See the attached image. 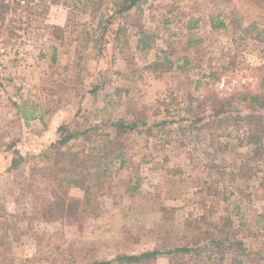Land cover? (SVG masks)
Returning a JSON list of instances; mask_svg holds the SVG:
<instances>
[{
    "label": "rangeland",
    "instance_id": "rangeland-1",
    "mask_svg": "<svg viewBox=\"0 0 264 264\" xmlns=\"http://www.w3.org/2000/svg\"><path fill=\"white\" fill-rule=\"evenodd\" d=\"M126 1L0 0V264H122L180 246L198 251L143 264H264V151L246 121L198 120L214 96L246 118L240 97L264 94V0H138L119 14ZM61 126L87 135L54 149L56 180L40 156ZM13 151L25 160L9 172ZM74 153L107 169L88 191L61 180ZM207 223L247 255L214 247Z\"/></svg>",
    "mask_w": 264,
    "mask_h": 264
},
{
    "label": "trees",
    "instance_id": "trees-1",
    "mask_svg": "<svg viewBox=\"0 0 264 264\" xmlns=\"http://www.w3.org/2000/svg\"><path fill=\"white\" fill-rule=\"evenodd\" d=\"M138 0H127L126 4L124 7L119 9V14H123L125 12H128L129 10H132L133 8H137L138 5ZM138 10H141V8L138 7ZM235 14V18L231 16V20L233 22V25L236 26L237 22L235 19L236 17V12H233ZM226 27V21L219 20V23H212L211 28L212 29H220V28H225ZM145 39H139L138 41V48L144 50L150 48L148 45L145 43ZM165 63L169 64L170 61L165 60ZM188 62L186 61V64ZM1 79V78H0ZM92 92V91H91ZM213 101L210 106V113L207 117L204 118L201 117V119L198 120H204V126L203 128H206L209 131H215L220 127L228 125L231 120L233 121H246L248 124V127L245 131L248 134L249 140L251 139V144L254 145L255 148H258L262 151H264V135L262 133V129L264 128L263 126V121H264V94H256V93H249L245 95V97H240V100L242 101H249L251 104V113L248 117L243 118V115L232 109V99L228 98H219L217 96L212 97ZM206 104V100H198V106L202 108ZM228 108V109H227ZM204 118V119H203ZM206 118L208 120L206 121ZM238 123V122H237ZM195 124V122L193 123ZM117 127L122 128L123 130H128V129H134L136 126L135 125H121ZM82 135H87V131H82L80 130H72L69 126H61L58 129V140L56 143H54L51 146V149L49 151H45L40 157L42 160H49L53 162L52 167H50V176L52 175L56 180H58V176H55V171H54V166L55 168L59 166L64 158L66 157V153H61L57 152V154H54V149L57 151L58 149L66 146L69 144L71 141L75 140L76 138L82 136ZM9 148V147H8ZM4 149L6 150H12L11 149ZM14 150V149H13ZM0 152H2V148H0ZM119 153V157H120ZM71 158L69 159L70 162V168L72 171L76 172V174L71 177V179H61L63 182L66 180L69 184V186H74L78 187L80 189H83L85 191L89 190V187L87 185L88 179L90 178V175L93 174V172H97L96 176L99 175L100 177L107 175V169L105 170H98L97 165H95L94 161L96 159L93 158V156L89 153L87 155L80 154V153H74L73 155L70 156ZM25 157L21 155L17 151H13V158L11 159V163L9 167H7V171H16L20 168L22 163L24 162ZM122 164L124 163L123 161L121 162ZM37 173V167H33L32 169V174L33 176L36 175ZM60 173H64L63 171H60ZM104 175V176H103ZM95 178V177H93ZM100 182V181H99ZM88 203H86L87 205ZM209 224V223H207ZM229 224V225H228ZM226 225V227L229 228H235L234 224L232 221H230ZM190 229H191V223H189ZM211 228H214V230L217 231V234L212 233L211 231L207 230L205 233H202L203 235H206L208 237L209 241L211 244L216 247V248H223L227 242H230L232 240V246L235 245H240L242 246L241 241H238L235 237L237 234L236 231L231 234V232L224 231L222 229H219L218 227H212V224H209ZM194 237V236H193ZM205 238V237H203ZM194 240V239H193ZM202 238H199L198 241H201ZM229 247H225L227 249ZM198 249H193L190 246H180L174 248V250H169V251H161V250H153V251H148L146 253H142L139 255H125L121 258H118L116 261L117 262H123L122 264H143L145 262H156L158 258L163 257L165 255H173V254H190L193 252H197ZM247 252L243 248L240 249V253L238 256H246ZM211 258V256H210ZM223 260V256L221 258ZM91 264H111V261H103V262H94ZM236 264H241V261H236Z\"/></svg>",
    "mask_w": 264,
    "mask_h": 264
},
{
    "label": "crops",
    "instance_id": "crops-1",
    "mask_svg": "<svg viewBox=\"0 0 264 264\" xmlns=\"http://www.w3.org/2000/svg\"><path fill=\"white\" fill-rule=\"evenodd\" d=\"M164 258H165V257H163V258H162V257L158 258V259H157V262H160V261L163 260Z\"/></svg>",
    "mask_w": 264,
    "mask_h": 264
}]
</instances>
